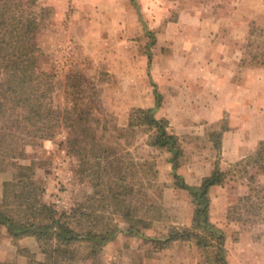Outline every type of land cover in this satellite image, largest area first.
Masks as SVG:
<instances>
[{"label": "rangeland", "instance_id": "1", "mask_svg": "<svg viewBox=\"0 0 264 264\" xmlns=\"http://www.w3.org/2000/svg\"><path fill=\"white\" fill-rule=\"evenodd\" d=\"M220 1L38 0L35 11L48 9L36 34L38 70L57 76L53 96L60 104L66 102L70 71H78L83 83L91 81L100 92L102 109L94 113L101 120L89 119L88 132L62 127L41 146H26L17 158L0 143V188L12 180L17 166L37 162L33 176L45 190L41 201L72 213L93 195L98 215L104 217L101 224L113 219L121 228L103 248L104 264H148L172 243L160 249L146 237L160 239L172 227H183L174 223L189 221L195 208L188 192L174 186L170 154L148 145L151 132L125 131L133 108L155 106L156 85L163 94L157 117L166 119L169 131L182 140L179 173L191 185L210 176L216 164L226 173L224 184L210 192V220L225 235L228 264H264V191H254L249 199L251 188L264 187V174L249 158L264 140V75L252 73L264 66V18L251 22L249 31L244 24L231 35L237 40L233 50L239 49L243 58L223 62L220 49H211L209 42L225 39L229 32L199 35L194 28L196 22L207 25L212 16H221L218 9L225 6ZM208 7L215 9L213 14ZM234 22L243 25L241 19L230 24ZM5 81L0 74V83ZM225 128L226 155L213 137ZM151 161L158 171L153 180L140 167ZM117 184L122 197L109 193ZM116 202L130 204L145 221L137 225L144 236L126 233L129 225L114 214ZM158 220L162 223L155 226ZM20 248L44 260L35 238L13 242L0 225V264H27L28 258L18 255ZM198 257L211 264L200 248Z\"/></svg>", "mask_w": 264, "mask_h": 264}, {"label": "trees", "instance_id": "2", "mask_svg": "<svg viewBox=\"0 0 264 264\" xmlns=\"http://www.w3.org/2000/svg\"><path fill=\"white\" fill-rule=\"evenodd\" d=\"M37 3L38 0H0V74L6 77V81L0 83V121H3L0 143L9 148L13 158L21 157L28 145L41 146L43 141L53 139L62 127L88 132L89 119L95 123L101 120L94 113V110L102 109L99 105L100 92L91 81L83 83L78 71H70L65 76L66 102L60 104L53 96L58 83L55 81L57 76L38 70L39 46L36 34L40 30V20L48 9L35 11ZM154 95V107L133 108L130 111L125 131L135 132L139 128L151 132L148 145L170 154L174 186L188 192L195 208L190 227H172L160 239L146 238L157 242L160 249L175 241H194L208 255L211 264H228L225 235L210 220L211 189L224 184L226 173L216 164L211 175L204 177L199 185L188 184L177 173L184 163L182 140L169 131L166 119L157 117L163 94L156 85ZM93 103L99 106H91ZM227 130L225 128L213 133L219 151L222 148L223 133ZM103 152L105 154L107 149ZM249 158L264 174V140L259 142ZM36 166L35 161L28 166H17L12 180L3 183L0 225L7 228L13 242L27 237L35 238L44 260H38L35 253L27 248H20L18 255L27 257V264H104V246L122 232L117 222L110 219L101 224L104 217L98 215L93 195L89 197V205L81 204L72 213H60L54 206L41 201L45 190L34 179ZM132 166L139 167L137 163H132ZM140 167L148 170H144L146 176L153 174L152 180L158 177L152 161ZM119 188L120 184H117L114 189L108 190L112 196L122 197L123 194L118 193ZM256 190L264 191V187L251 188L249 199ZM114 207V214L129 225L126 233L144 236L137 225L145 221L138 219L130 204L125 206L116 202Z\"/></svg>", "mask_w": 264, "mask_h": 264}, {"label": "crops", "instance_id": "3", "mask_svg": "<svg viewBox=\"0 0 264 264\" xmlns=\"http://www.w3.org/2000/svg\"><path fill=\"white\" fill-rule=\"evenodd\" d=\"M230 1L232 3H230L229 5ZM220 3L225 6V7L221 6V8L218 9L221 16H216V17L212 16L211 18L212 21L207 25H204L200 22H196L194 28L197 31H199L198 33L199 35L203 33V31L209 30L211 36L212 33L215 31L219 32V31L227 30L229 32L228 37L225 39L217 38L213 43L212 41L209 42V45H211L210 48L216 50L215 48L218 47V49H220L217 50L221 52L220 54H222V58L224 56L223 62L229 64L236 62L239 63L243 58L242 57L243 54L239 49L233 50L234 41L236 42L237 40H235L233 36L231 37V35H233V33L237 30L244 29V24H245V28L248 29L249 31L251 22H258L259 20L264 18V0H222L220 1ZM208 8H209V13L213 14L215 9L214 8L210 9V7ZM239 19H241V23L243 25L240 26L238 22L236 23L234 22V24H230V21L233 20L239 21ZM192 25L194 26V24ZM214 36H216V33L214 34ZM197 41L199 42L200 40ZM252 73L255 74L256 77H261L260 75L262 74L264 75V66L261 68L252 69ZM229 76L233 77V73H230ZM227 132L228 130L223 133V137H222V146H223L224 155H226V150L228 151V149L226 148ZM257 141L258 140L255 141L256 144ZM179 169L177 170V173L181 175V173H179ZM181 176L183 177V175ZM185 181L188 183L186 179ZM216 187L217 186L213 187L211 191ZM0 189H1L0 190V202H1L3 198V190L2 187ZM211 208H212V201H211ZM210 214H211V210H210ZM192 220H193V216L187 222H179L174 224L175 226L181 225L183 227L184 226L190 227L192 225ZM160 223H162L161 220L156 221L155 226H159ZM132 241L135 240L132 239ZM198 249L199 247L196 245L194 241H181V240L175 241L172 242L169 248H165L161 251L155 252L152 258L149 259L148 264H199V262H202L201 261L202 259L198 257Z\"/></svg>", "mask_w": 264, "mask_h": 264}]
</instances>
